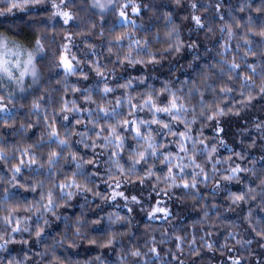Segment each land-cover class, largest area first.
Masks as SVG:
<instances>
[{
  "label": "clouds",
  "instance_id": "9594fccd",
  "mask_svg": "<svg viewBox=\"0 0 264 264\" xmlns=\"http://www.w3.org/2000/svg\"><path fill=\"white\" fill-rule=\"evenodd\" d=\"M0 264H264V0H0Z\"/></svg>",
  "mask_w": 264,
  "mask_h": 264
}]
</instances>
